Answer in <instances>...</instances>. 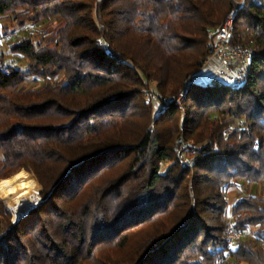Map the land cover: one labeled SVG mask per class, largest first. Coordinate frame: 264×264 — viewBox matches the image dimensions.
Wrapping results in <instances>:
<instances>
[{
  "label": "trees",
  "instance_id": "1",
  "mask_svg": "<svg viewBox=\"0 0 264 264\" xmlns=\"http://www.w3.org/2000/svg\"><path fill=\"white\" fill-rule=\"evenodd\" d=\"M235 11L246 82L196 80L181 108ZM8 16L61 23L12 44L24 68L3 56L0 192L26 168L44 199L18 221L0 202V264H218L229 217L254 237L223 264H264V0H0ZM234 181L262 195L229 207Z\"/></svg>",
  "mask_w": 264,
  "mask_h": 264
},
{
  "label": "built area",
  "instance_id": "2",
  "mask_svg": "<svg viewBox=\"0 0 264 264\" xmlns=\"http://www.w3.org/2000/svg\"><path fill=\"white\" fill-rule=\"evenodd\" d=\"M236 14V11L233 12L223 25L213 32L215 42L208 58L205 60L202 68L189 77L187 85L183 90V95L178 99L181 108H183L182 99L188 92L189 86L196 80V78H200L203 81H209L210 79L215 78L236 87L242 86L246 82L247 75L250 71V63L256 47L252 40L248 43H231ZM0 69L6 73H10L8 68L3 67L1 54ZM163 110L164 106L159 112H162ZM244 128L247 129V127ZM181 141L182 144L179 148V153L184 152L185 149L183 139H181ZM180 161L182 165L188 166L190 158L180 157ZM225 234L228 244L227 252L224 259L219 260L218 264H223L224 260L231 258V254L235 251L237 245L248 238L249 231L246 229H237L234 221L230 219L227 221Z\"/></svg>",
  "mask_w": 264,
  "mask_h": 264
},
{
  "label": "rangeland",
  "instance_id": "3",
  "mask_svg": "<svg viewBox=\"0 0 264 264\" xmlns=\"http://www.w3.org/2000/svg\"><path fill=\"white\" fill-rule=\"evenodd\" d=\"M60 23L61 22H60L59 19H51V20H44V21H42V22H40L38 24H35V25L20 27L16 23V21L14 20L13 16H8L5 19L4 18L0 19V54H1V61L3 62V56H4L5 62L9 66H17V67H20V68H24V66H25L27 61L25 59H23L19 54H16V53H14L11 50L12 44L14 42H18L21 38H23L25 36H30L32 38H35V37H38V36H39V38H41V37L46 38L52 33V31L57 26L60 25ZM9 69L11 70V67H9ZM196 80L200 81L201 79L200 78H196ZM42 84H43L42 80L35 81V79H29V81L26 83V86L28 88H35V87L41 86ZM153 88H154V86H153ZM150 90H152V89H150ZM148 93H149V91H148ZM146 94H147V92H146ZM182 95H183V92H182L181 96ZM146 97H147V103L150 102L151 99H152V102L157 107L156 111H158V110L160 111L162 106H160V103L157 102L158 101L157 97L156 96L155 97H150V96H148V94H147ZM182 105H183V103H182ZM241 125H242V122L239 121L237 125H235L233 127H230L228 132H231V133L235 132L236 128L241 127ZM236 126H238V127H236ZM242 127H243L242 129L245 130L244 127H246V126L242 125ZM202 143L204 145L206 143V141H203ZM181 144H182V141H181ZM185 147H186V144H185ZM22 170L26 171L27 173L22 171ZM22 170L21 171L24 172L25 174L24 173H20L17 176L14 175L15 177L12 176L13 177L12 179H15L18 176H21L23 180L34 179L35 181H37L40 184V186H41L40 200L37 202V204H36V206H37L44 199L43 195H42L43 186L39 182L38 178L36 177V175L33 172H31L30 170H28L26 168H23ZM234 182H237L238 184H236L235 187L230 188L227 191V195H226L229 207L232 204H234L235 202H237V201H239V200H241V199H243L245 197H248V195L250 194L251 191L254 194H257L259 196L262 195L261 185L258 184V183H249L247 181H234ZM0 202H2L4 204V206L7 208V210L11 213L12 220L13 221H18L19 219L15 216V213L7 205V202L5 200H2L1 198H0ZM230 219L231 218L229 217L228 220H230ZM248 231H249V236L246 239H253V237H254V228L250 227L248 229Z\"/></svg>",
  "mask_w": 264,
  "mask_h": 264
},
{
  "label": "bare ground",
  "instance_id": "4",
  "mask_svg": "<svg viewBox=\"0 0 264 264\" xmlns=\"http://www.w3.org/2000/svg\"><path fill=\"white\" fill-rule=\"evenodd\" d=\"M40 184L34 179L23 180L21 176L3 183L0 198L20 219L25 217L40 200Z\"/></svg>",
  "mask_w": 264,
  "mask_h": 264
},
{
  "label": "water",
  "instance_id": "5",
  "mask_svg": "<svg viewBox=\"0 0 264 264\" xmlns=\"http://www.w3.org/2000/svg\"><path fill=\"white\" fill-rule=\"evenodd\" d=\"M35 207H36V205H35L34 207H32L31 210L34 209ZM31 210H30V211H31ZM20 219H22V218H20ZM20 219H19V220H20Z\"/></svg>",
  "mask_w": 264,
  "mask_h": 264
}]
</instances>
